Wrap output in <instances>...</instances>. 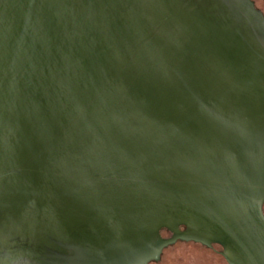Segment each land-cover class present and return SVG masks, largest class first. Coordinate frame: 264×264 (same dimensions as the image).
I'll use <instances>...</instances> for the list:
<instances>
[{"label": "water", "instance_id": "obj_1", "mask_svg": "<svg viewBox=\"0 0 264 264\" xmlns=\"http://www.w3.org/2000/svg\"><path fill=\"white\" fill-rule=\"evenodd\" d=\"M263 204L251 0H0V264H264Z\"/></svg>", "mask_w": 264, "mask_h": 264}, {"label": "flooded vegetation", "instance_id": "obj_2", "mask_svg": "<svg viewBox=\"0 0 264 264\" xmlns=\"http://www.w3.org/2000/svg\"><path fill=\"white\" fill-rule=\"evenodd\" d=\"M256 9L259 10L264 15V0H251ZM264 211V204H263ZM163 237L168 238L172 234L166 229L161 231ZM185 242L196 245V250L192 251H175L173 253H168V247L164 248L160 258L158 260H152L149 264H197L196 262L200 261H212V264H228L227 260L223 256V248L219 244H213L212 246H206L199 242L194 241H181L176 242ZM202 252V253H198ZM206 252L207 254H204Z\"/></svg>", "mask_w": 264, "mask_h": 264}, {"label": "rangeland", "instance_id": "obj_3", "mask_svg": "<svg viewBox=\"0 0 264 264\" xmlns=\"http://www.w3.org/2000/svg\"><path fill=\"white\" fill-rule=\"evenodd\" d=\"M196 245H193V244H188V243H185V242H182L178 245H175L171 248H169V252L168 253H173L175 251H182V250H185V251H192V250H196ZM198 253H202V252H198ZM204 254H207L206 252H203ZM197 264H212V261H198L196 262ZM216 264V263H215Z\"/></svg>", "mask_w": 264, "mask_h": 264}]
</instances>
